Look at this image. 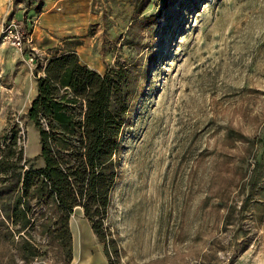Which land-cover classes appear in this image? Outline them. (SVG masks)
<instances>
[{"label":"rangeland","instance_id":"374dc122","mask_svg":"<svg viewBox=\"0 0 264 264\" xmlns=\"http://www.w3.org/2000/svg\"><path fill=\"white\" fill-rule=\"evenodd\" d=\"M79 31L56 49L98 72L134 63L141 89L104 221L115 253L99 242L68 264H264V200L240 209L253 173L264 186V0H91ZM13 126L36 155L35 126L0 115V135ZM0 221V264H64L37 223L23 258Z\"/></svg>","mask_w":264,"mask_h":264},{"label":"trees","instance_id":"16d2710c","mask_svg":"<svg viewBox=\"0 0 264 264\" xmlns=\"http://www.w3.org/2000/svg\"><path fill=\"white\" fill-rule=\"evenodd\" d=\"M41 5L42 0H26L28 8ZM138 74L134 63L120 62L97 72L81 63L74 49L55 48L43 63L35 61L37 93L26 116L39 132L43 167H33L23 156L15 126L0 135V215L17 227L10 235L21 238L23 258L36 256L28 229L37 223L40 235L56 236L64 247V264L70 263L69 219L77 208L103 243L105 256H110L109 247L115 253L104 221L118 177L121 136L141 89ZM249 180L240 209L250 202L263 206L264 186H258L257 173Z\"/></svg>","mask_w":264,"mask_h":264},{"label":"crops","instance_id":"0c3cea01","mask_svg":"<svg viewBox=\"0 0 264 264\" xmlns=\"http://www.w3.org/2000/svg\"><path fill=\"white\" fill-rule=\"evenodd\" d=\"M90 2L91 0H42L40 9L35 10L33 7L26 6V0H0V28L3 21L9 18L23 22L27 28L32 29L34 46L39 53H44V58H47L57 47V43L65 40L63 38L82 33L79 29L83 26V20L88 17ZM38 75L43 73L39 72ZM36 93L33 60L29 58L28 53L26 51L21 53L10 45L0 44V115L17 112L26 116ZM3 104L5 105L2 107ZM28 122L33 124L26 116V127ZM25 147L26 144L24 149ZM39 153L40 150L33 157H29L23 150L24 157L35 168L44 165ZM77 209L78 211L76 212L75 209L69 219L74 255L75 250L84 247L88 250V247L92 246L98 248L100 244L89 222L84 218L81 208ZM101 251H103V245H101ZM100 255L97 249V256L101 258Z\"/></svg>","mask_w":264,"mask_h":264},{"label":"built area","instance_id":"2783aa9c","mask_svg":"<svg viewBox=\"0 0 264 264\" xmlns=\"http://www.w3.org/2000/svg\"><path fill=\"white\" fill-rule=\"evenodd\" d=\"M0 39L7 45H10L17 49L19 52L26 51L31 60L34 62L37 60L40 63L45 61V58L41 56L33 43L32 29L27 28L23 22L15 18H9L3 21L0 28ZM42 125L45 126V122L41 120ZM16 145L18 148L25 146V134L22 128L17 129ZM0 146L3 147V141H0Z\"/></svg>","mask_w":264,"mask_h":264}]
</instances>
